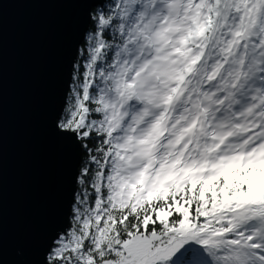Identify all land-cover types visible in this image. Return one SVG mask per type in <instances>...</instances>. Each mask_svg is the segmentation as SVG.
Here are the masks:
<instances>
[{"label": "snow or ice", "instance_id": "obj_1", "mask_svg": "<svg viewBox=\"0 0 264 264\" xmlns=\"http://www.w3.org/2000/svg\"><path fill=\"white\" fill-rule=\"evenodd\" d=\"M63 2V187L20 264H264V0Z\"/></svg>", "mask_w": 264, "mask_h": 264}, {"label": "water", "instance_id": "obj_2", "mask_svg": "<svg viewBox=\"0 0 264 264\" xmlns=\"http://www.w3.org/2000/svg\"><path fill=\"white\" fill-rule=\"evenodd\" d=\"M79 10L63 0H7L0 12V214L4 264L31 258L57 208L64 160L47 132Z\"/></svg>", "mask_w": 264, "mask_h": 264}]
</instances>
